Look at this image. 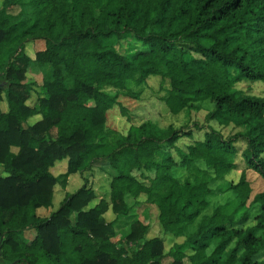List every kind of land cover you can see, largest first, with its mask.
Wrapping results in <instances>:
<instances>
[{
    "label": "trees",
    "instance_id": "16d2710c",
    "mask_svg": "<svg viewBox=\"0 0 264 264\" xmlns=\"http://www.w3.org/2000/svg\"><path fill=\"white\" fill-rule=\"evenodd\" d=\"M29 42L43 47L31 56ZM33 65L38 87L26 81ZM152 76L167 84L156 98L171 113L210 100L207 119L241 129L195 122L207 128L196 139L153 119L109 126L116 106L128 115L120 97L141 99ZM257 81L264 0H0V264H264V187L248 177L264 181V97L238 86ZM101 162L116 172L108 199L84 184L37 214L64 178ZM142 195L174 237L169 249L141 219L116 239L128 199Z\"/></svg>",
    "mask_w": 264,
    "mask_h": 264
},
{
    "label": "rangeland",
    "instance_id": "374dc122",
    "mask_svg": "<svg viewBox=\"0 0 264 264\" xmlns=\"http://www.w3.org/2000/svg\"><path fill=\"white\" fill-rule=\"evenodd\" d=\"M43 47V42H29L26 45V51L29 55L34 56L35 52ZM43 73L38 69L37 66L33 65L31 70L27 74L26 81L34 82L35 86L42 84ZM167 85L166 83H164ZM161 77L152 76L148 80V84L144 88L143 95L141 99H133L130 97L121 96L120 102L127 108L128 115L124 114L121 110V107L116 106L109 113L108 124L111 127L116 128L117 130L126 133L131 125H138L147 119L158 120L161 124L169 125L173 124L175 127H192L194 129L195 138L203 139L204 133L207 128L199 130L194 128V123L197 122L200 125L210 127L213 126L217 129H220L224 132L225 135L234 133L241 128H236L233 125L230 126H221L217 121L207 119V113L215 108V103L206 100L203 107L200 110H184L179 114L171 113L164 102L159 101L156 96H159L164 93L161 90V87L164 85ZM238 86L244 90L250 89L249 91L258 96L264 97V82L257 81L254 83L241 82ZM36 94L33 93V96L28 101L33 104L36 101ZM2 108H6L7 104L3 103ZM131 117L129 119L128 117ZM191 140L188 138H182L179 140L178 144L180 146L187 145ZM241 149L244 147V144H240ZM16 150V149H14ZM239 169L233 171L228 178L234 181H237L240 177L241 171L244 168V163L242 159L238 158ZM115 174V170L109 167L106 163H98L95 165L93 171L87 172L82 176L79 175H70L64 178L58 185H56V204L58 200L61 199L65 192H75L84 184H87L89 187H92L96 194L99 197L109 198L110 195V184L112 177ZM7 173L4 171V168L0 166V176H6ZM248 177L252 183L254 192H258L264 187V181L261 176L252 171H248ZM85 179H88L87 182ZM226 196L214 198L213 202L216 200L224 201ZM128 204L130 206V212L126 216H122L118 223V233L116 239H120L129 231L130 224L137 220L141 219L142 221L150 225V234L151 236L158 235L162 236L165 239L167 249H169L174 242V237L164 235L160 224L158 222V213L153 206H148L146 202V197L142 195L139 199L129 198ZM58 209V208H57ZM258 212V209L253 207L250 211V215L253 217ZM47 214L43 212V214ZM111 216V214H110ZM254 223V222H252ZM35 232L29 231L25 234L27 239H31L35 236ZM257 234L264 237V228L257 231ZM258 260H264V251H262L258 256Z\"/></svg>",
    "mask_w": 264,
    "mask_h": 264
},
{
    "label": "crops",
    "instance_id": "0c3cea01",
    "mask_svg": "<svg viewBox=\"0 0 264 264\" xmlns=\"http://www.w3.org/2000/svg\"><path fill=\"white\" fill-rule=\"evenodd\" d=\"M65 164L64 163H59L57 166H56V168H55V170H56V173L58 174V173H61V172H63L64 170H65ZM71 175H73V176H75V175H79V176H82L83 177V175H81L80 173H74V174H71ZM113 175H115L114 173H113ZM85 176V175H84ZM58 185V184H57ZM55 190H56V186H55ZM67 193H72V192H65L64 193V195H63V197L61 198V199H59L58 200V203L56 204V194H55V192H54V198H53V203H52V205L50 206V207H40V208H38L37 209V214L40 216V217H48L53 211H55V210H57V208H59V206H60V204H61V202L63 201V199L65 198V196L67 195ZM47 211V214L45 213V214H43V212H46ZM30 231H33V232H35L34 230H30ZM27 232H29V231H27ZM34 238V237H33ZM32 239V238H31Z\"/></svg>",
    "mask_w": 264,
    "mask_h": 264
}]
</instances>
